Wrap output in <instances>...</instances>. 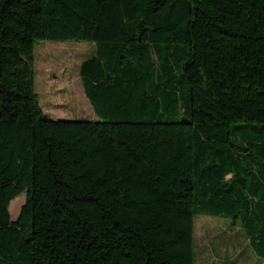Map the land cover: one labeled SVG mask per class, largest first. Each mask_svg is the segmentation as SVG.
Returning <instances> with one entry per match:
<instances>
[{"label": "trees", "instance_id": "obj_1", "mask_svg": "<svg viewBox=\"0 0 264 264\" xmlns=\"http://www.w3.org/2000/svg\"><path fill=\"white\" fill-rule=\"evenodd\" d=\"M37 39L94 42L97 118L45 115ZM204 215L264 259V0H0V264H194Z\"/></svg>", "mask_w": 264, "mask_h": 264}, {"label": "rangeland", "instance_id": "obj_2", "mask_svg": "<svg viewBox=\"0 0 264 264\" xmlns=\"http://www.w3.org/2000/svg\"><path fill=\"white\" fill-rule=\"evenodd\" d=\"M94 49L93 41L36 40L33 51L34 85L47 117L97 118L84 93L79 73L81 61L92 55ZM24 199L25 191L10 201L12 219L16 218ZM194 243V264H225L223 259L242 248L248 256L245 264H264L254 257V252V255L251 253L244 230L223 216H197Z\"/></svg>", "mask_w": 264, "mask_h": 264}, {"label": "crops", "instance_id": "obj_3", "mask_svg": "<svg viewBox=\"0 0 264 264\" xmlns=\"http://www.w3.org/2000/svg\"><path fill=\"white\" fill-rule=\"evenodd\" d=\"M248 238V237H247ZM251 250V249H250ZM253 250V249H252ZM251 250V253L254 255V251ZM254 252V253H253ZM256 254V253H255ZM247 251L245 252L242 249H240L238 252L232 254L230 257H227L226 259H223L222 261L225 262V264H245V261L247 260ZM254 257L257 259V260H261L264 262V259L261 258L260 256H258L257 254L254 255ZM223 262V263H224Z\"/></svg>", "mask_w": 264, "mask_h": 264}]
</instances>
